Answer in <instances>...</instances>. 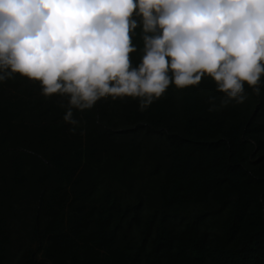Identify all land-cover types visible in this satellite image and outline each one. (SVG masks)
Here are the masks:
<instances>
[{
	"label": "trees",
	"instance_id": "trees-1",
	"mask_svg": "<svg viewBox=\"0 0 264 264\" xmlns=\"http://www.w3.org/2000/svg\"><path fill=\"white\" fill-rule=\"evenodd\" d=\"M258 87L226 107L208 77L143 111L108 98L74 109L73 132L67 97L0 83V264H264Z\"/></svg>",
	"mask_w": 264,
	"mask_h": 264
},
{
	"label": "clouds",
	"instance_id": "clouds-1",
	"mask_svg": "<svg viewBox=\"0 0 264 264\" xmlns=\"http://www.w3.org/2000/svg\"><path fill=\"white\" fill-rule=\"evenodd\" d=\"M141 29L140 62L132 35ZM19 76L43 97H67L63 120L101 100L132 98L141 111L174 86L210 78L220 107L259 94L264 0H0V83ZM209 112L218 110L215 98Z\"/></svg>",
	"mask_w": 264,
	"mask_h": 264
}]
</instances>
